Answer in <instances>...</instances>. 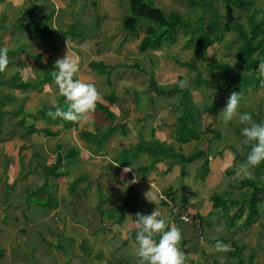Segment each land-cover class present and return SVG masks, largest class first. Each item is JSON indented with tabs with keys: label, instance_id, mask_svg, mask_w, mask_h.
I'll use <instances>...</instances> for the list:
<instances>
[{
	"label": "rangeland",
	"instance_id": "374dc122",
	"mask_svg": "<svg viewBox=\"0 0 264 264\" xmlns=\"http://www.w3.org/2000/svg\"><path fill=\"white\" fill-rule=\"evenodd\" d=\"M50 2L51 4H49ZM252 2L257 9L259 8L261 12H264V0H252ZM212 3L220 16L223 17L224 12L221 2L213 0ZM33 4H35L34 9ZM152 5L153 7H157L158 9H160L165 14L169 11H177L179 15L184 17V22L189 23L192 27L198 25L200 18L203 15L202 9L191 7L185 0H152ZM32 10L33 13H41L43 17H45L49 12H52V16L47 21V23L50 27L55 28L56 30L58 28L66 30L67 25L75 23L77 25L76 30H79V34H81L79 36L81 39L86 37V32H93L94 29H98L96 32L97 34H94V36L90 38L89 42H81L82 44H76L75 42H70L67 39L62 38L61 35L59 33H56L55 31L51 32V34H53L51 38H49L47 35L40 36L38 34H33L30 32V34H27L28 31L26 33H21L22 31L13 30V28L3 29L2 31V27H9L14 23V18L17 17L16 14H21V12L23 11ZM126 11V0H0V14H3V19L0 20V25L2 26L0 28V48L6 47L9 52H12L17 46L23 44L24 49L27 50L26 54L33 53L34 55H36L34 58H31L22 51L15 52L12 56L7 53L9 64L6 70L0 73V111L2 112L0 117V136L3 135V138L0 139V213H3L2 217H4V211L5 214H7L5 221H9L8 219H10V217H15L18 218L16 220V223L19 222L21 224L20 227H17L14 226L10 221V225H0V248H2L4 251L3 256L0 257V264H39V262L41 261L46 264L47 260L50 262V264H60L53 254L46 253L48 249L47 247L45 248V245L43 246L42 242H40L38 232L40 234L42 233L41 231H39V228L36 225L34 227H30L31 225L27 226L28 224L23 225V222H21V220L19 219V212L21 210L24 211L25 208L23 207L22 201L27 204L28 212L30 208L33 207L34 212L32 211L31 213L32 219H34L38 215H42L43 212L48 209V207L42 208L41 206L37 207L36 205V203L42 204L43 202H47V199L42 196L47 195V190H50L51 183L53 184V182H51L49 178H46V172L48 170L44 167H46L47 165H41L38 163V165L41 166L37 170L41 171L42 173L40 175L38 174V178L36 175L34 180L35 183H39V185L42 186L40 189L34 187L30 190L29 188L25 187L23 189L24 194L17 193V195L14 196V194L16 193L14 192L15 190L12 187L15 188L20 181L17 180V178L9 177L11 173L6 171V167L4 164L5 158L4 155L2 156V153L5 152V146L3 147V142L1 141L2 139L7 140V138H10L11 140L16 141L17 144H28L18 137L11 138L8 137L9 134H3L4 132L8 133V129H10V127L16 122L17 117L12 115V113L17 110L18 105L22 104L21 110L25 111L23 112V115L26 114L24 116L25 123L23 124V127H27L29 124H34V126L38 128L39 126L43 125V122H33L27 114L34 113L43 105L52 106L53 104H57V99L60 94L58 91V86L54 82L53 76L50 80H48V82L43 83L34 90L26 89L25 91H18L14 89L13 84L15 81L12 82L9 79V76L14 74L15 71L18 70L17 77H19L21 80L33 83L38 81V78H42L44 76V73L49 72L52 70L51 68H54L53 66H51L50 68L46 66L47 59L57 60L63 58L65 57V52L70 54L69 57H78L80 71L77 76L74 77V79L79 78L85 83L93 84L97 88L100 94V100L97 103L108 106L115 117V121L122 117H124L125 120H128L130 117H138L139 115H133L134 113L132 112L133 110L139 109L140 111L143 110V112L148 114H151L152 112L158 113L154 118V124L161 121L166 123L162 119V117L170 118L168 110L171 109L172 106L174 108H177L179 106L183 109V117H181L182 123H191L192 120L190 116V108L193 107L192 100L188 97L187 100H181L180 103V97L178 94L179 92H174L176 93V96L175 94L167 91V88H172L173 84H176L174 86V89H180L176 80V77L178 75L182 76L181 80L186 79L188 81L186 86L188 89H193L195 87L198 90L197 92L201 93L203 104L202 106L198 104L201 109H204V106L206 108H215V110H217L219 105L224 104V101L227 103L229 99V93L231 94V92H236L233 88H224L226 85H223L221 90L217 93H214L213 84L211 85L210 83H204V85L196 87L197 85H199L201 76L203 78L211 75L215 76L216 71L208 72L206 71V68L211 69V67L216 62L227 64L228 69L230 70L229 72H235L236 68L233 65V55L236 42L234 41L235 33L232 30L222 33L219 43L213 45L212 49L214 50V52L212 53L214 54H207L206 60L204 61L201 60L199 57L200 55L196 54V52L194 51L195 45L193 43L185 46L186 40L188 39L189 35L185 34L184 32L182 33L183 30H181L180 28L178 29L177 36L175 37V40L173 42L163 41L162 45H160L159 48L147 49L144 52L140 53L138 51V45L140 43V39L144 36L143 31H145V29L142 28L144 22H141L138 25L139 30L136 32L135 36L126 34L124 32L120 33L121 18L128 15ZM33 13L32 16L34 17L32 21L34 20L33 23H38L35 20V16L39 15H33ZM260 13H258V16H260ZM32 16L27 17V24L32 23L31 20H28L31 19ZM240 21H242L241 23L245 27V20L242 19ZM205 23H207V21H205ZM147 25L151 28V31L149 32L150 35H153L154 32L160 31V29L156 27L157 25L155 26V24H153V26H151L150 24ZM81 30H83V32ZM68 38L70 39V37ZM101 40H106L107 45L104 47H100V45H98V42ZM119 40H123V44H120L121 42H119ZM72 41H74V39H72ZM225 45L227 47H225ZM97 48L99 49V51H96ZM63 51L65 52L63 53ZM93 57H101L103 63L115 65L117 67L113 69L107 77H99L94 75L93 73L82 74L81 70L86 67V63L89 62ZM173 58H176L179 61L188 62L191 64V67H189L188 65H186V67H178L174 64V62L177 60H174ZM87 71L89 70L87 69ZM197 71L201 75L199 76V79L198 77L195 78ZM228 82H230V79L227 80V83ZM150 83L154 84V89L149 88ZM263 85L264 84L261 83L260 87L257 90H251L250 88H248L241 96L240 107L238 109L239 114H241L242 109L247 110L248 112L246 113L248 114H253L250 115L252 117V120L255 122L264 121ZM155 86L157 89L155 88ZM163 88H165V93L160 92L163 91ZM110 92H113L117 99L113 104L108 105L106 100L101 98V96L107 95ZM214 94L216 95L214 96ZM220 96L222 97L221 99ZM25 97L26 100L22 101V99ZM127 112L130 113L126 114ZM218 112H220V109L218 110ZM216 114L219 115V113H213L212 115ZM217 115L214 117L217 118ZM254 115L256 116L255 118ZM171 120L172 119H170V121ZM176 121L178 122V119ZM220 122L223 123L221 115ZM86 123H93L97 128H99V130H101L108 125L109 121L103 116L102 112L95 111ZM239 124V120L238 118H236L233 121L229 122L227 125H225L224 123L222 125V127H227L232 131L228 132L224 130V134H220L217 128L214 126L211 134L212 136H215L216 132L219 134L220 144H231L232 147H230V151L232 164L234 165V173L237 167L240 165L237 157L241 159L244 154L247 157V153L250 150V145L241 144L244 137L240 133L241 131L239 132L238 130ZM201 126L202 125H198V127ZM118 132H122V130ZM131 132L132 135L130 136H133V138H130L128 136L127 142L133 145L137 142V136H134V131ZM225 135L228 136L226 142H224L226 140V137H223ZM119 136L120 135H118L117 133V136L113 135V137L111 136L108 138L107 142H109V146L106 147L107 150L110 147H117L118 141H116V139H119ZM238 138H241V141H239ZM202 139L206 138H200V140ZM236 141H238L237 146ZM58 142H60V144L65 147H72L74 144L76 149H82L81 142L78 140L76 134L60 137ZM201 143L203 142L199 141V144ZM238 146L240 147L239 150L236 149L238 148ZM37 149L39 150L40 147H38ZM110 153H112V150L109 152V154ZM19 154L22 153L20 152ZM80 154L81 156H83L85 153ZM121 154L122 153L119 152V155ZM147 157L148 158L146 165L150 168H152L153 165L161 159L159 155H154L151 153L147 154ZM26 160L27 157L22 159L23 170H25L26 168ZM15 161L16 158L13 157L11 159V169L13 170L14 167L17 168V166H19V164L17 165L18 162L16 163ZM40 162L42 161L40 160ZM243 163L245 162H242V164ZM34 166L35 165H33L32 167ZM48 167H50V165ZM263 168L264 162H262L259 166L251 169V178L237 176V179L235 178L234 180H232L233 182H231V179L229 180L231 184L233 183V187L231 189L234 190V193L235 189H238V186H242L244 183L249 184L247 187L250 188L244 187L246 192V196L244 198L242 197V194L240 196H236L233 194V192H224L222 194L216 193L214 190L216 194H213L214 197L210 202L207 201L205 206V209H207L204 210L206 211V218L210 222H214L215 220H217V216L220 215V213L222 214L223 212V214H225L224 208H229V210H227L226 218L220 223V227L222 226L223 230L219 232V234L217 232V237L215 238H218V236L223 237L226 240V242H224L225 244L234 243L236 246H243L241 252L237 255L236 258L228 257L227 253H217L212 247L214 244L210 245L209 243H207L205 238L204 241H201L200 246V249L204 250H201L203 252V255L201 256L199 254L200 256H198L197 254L195 264H239V259L242 261V264H245L250 254H252L251 260L253 263L264 264V207L262 205V202L255 205L259 213L251 220L252 223L249 225H244V220L247 217V213L250 211L248 206L245 207L248 202L247 195L251 197V192L254 189L253 187H261L264 194ZM82 169H85L84 163H82ZM43 170H45L46 172L43 173ZM149 170L150 169L144 167L140 170V172L142 174H146L144 173V171L147 172ZM95 172H97V174ZM92 173H82V177L84 176L86 180L89 181V183H91L93 186V189H91L92 197L96 199L95 195H97V197H99V200L103 201V198L105 196H108L107 198L111 199L110 202H114L115 204H117V206H120V209H123V207L126 206L129 200L131 201L130 207L134 206L135 209L138 207L139 199L136 198V190L131 191L126 186L121 187L119 190L114 186L116 185V182L113 180L114 176H112L110 179L104 177L108 175L107 173L103 174L99 171H93ZM156 176L157 178H159V174H156ZM217 176L218 180L214 179L213 183L221 184L223 179L219 173H217L215 178H217ZM248 180H251V183L253 180L255 183L250 184ZM21 183L23 182L21 181ZM170 186L172 187V190L177 191L176 193H178V191L180 190V184L177 180H173L170 183ZM160 187L162 189H169V183L165 186ZM66 188L68 189L66 192H69L67 196L71 198L70 189H72V186L68 184ZM74 188H76V186H74ZM225 188L227 187L225 186ZM8 191H10V193H7ZM219 191L223 192V190L221 189ZM242 191L244 190L242 189ZM166 195L167 193L165 194V197H170ZM242 198L244 199L242 213L240 212L238 217L234 218L233 214L239 211L237 208L242 206L240 205V201L242 200ZM261 198L262 200H264V195L261 196ZM164 199L166 200L167 198ZM229 200L237 201V203H233L234 206H237V208H232L233 204ZM57 201L58 199L54 198L53 202L56 203ZM159 202L161 205L162 201H160V199ZM69 206L73 207V205ZM99 206L100 205H98L97 207ZM7 208L9 209L6 210ZM35 209H39L41 211L35 212ZM106 213L109 215L108 212ZM24 214L25 212H21V215ZM114 214L117 215V213H113V215ZM72 216H74V212H72ZM57 217L59 218L58 215ZM202 219H204V217H202ZM73 221L81 225V218L75 216V218H73ZM61 222L63 223V220H61ZM223 223L227 226L224 227ZM100 227L101 225L97 227L96 233H99ZM19 229L24 230L22 234L17 231ZM27 231H29L30 236L28 238V242L25 245L28 246L30 244V252L34 251V253H27V250L23 249L24 252L21 255L16 256V253H14L15 250L24 247V243L26 242L25 240L27 237ZM204 237L207 236L204 235ZM201 239V236H199V240ZM72 240L73 238L69 240V242H67V238L62 235L61 241L58 242L59 245L64 242V249H60L59 252L61 257H67L65 259H61V262H64L63 264H72L73 262L74 254L73 252H71ZM99 240L100 239L98 235H95L94 239L90 238L92 244L100 243ZM55 249H57V247H55ZM39 252L41 255H46L47 260L45 259V257H42V259L41 257H37ZM212 252H214L215 254H213ZM118 255L119 257L122 256L126 258L125 261L120 262L121 264H133L132 260L134 261V264H138L139 258L136 255V251L133 250L130 246L127 247L125 253H122L120 251L118 252ZM35 259H37L39 262H36ZM92 264L98 263L93 261ZM105 264L115 263L107 260Z\"/></svg>",
	"mask_w": 264,
	"mask_h": 264
},
{
	"label": "crops",
	"instance_id": "0c3cea01",
	"mask_svg": "<svg viewBox=\"0 0 264 264\" xmlns=\"http://www.w3.org/2000/svg\"><path fill=\"white\" fill-rule=\"evenodd\" d=\"M49 4H51V2ZM0 15H2V13ZM17 15L18 14H16V16ZM33 17L34 16H32V18ZM2 19L3 18H0V20ZM26 20L27 18L21 19V23L26 24ZM109 66H112L113 69L117 67L115 65ZM197 91L195 87L189 89L190 99L193 103V107L190 108L192 121L189 124L178 123L176 121L177 119L180 120L183 109L179 106L177 108L172 106L171 109L168 110L170 118L162 117L166 123L161 121L154 124V118L158 113L152 112L148 114L138 109L132 112L134 113L133 115H139L138 117H130L128 120H125L124 117L119 118L117 124H114L111 129L108 128L109 123L101 130L93 123L86 122L76 123L74 125L75 127H71L68 130L49 125L48 127L51 130L60 129L61 131L55 137L46 138L41 131V129L46 126V123L40 120L43 122V125L37 128L33 124L34 128L38 131L30 136H23L18 127L10 128L8 129V133H3L4 135L9 134L8 137L11 138H20L23 136L20 139L28 143L17 144L16 141L10 138L1 140L3 142V147L5 146V152L2 153V156L4 155L5 158L4 164L6 171L12 174H10L9 177L17 178V180L20 181L15 188L12 187L16 193H13L14 196L17 195V193H23L25 187L30 190L34 187L40 189L42 186H40L39 183H35L34 179L36 175L38 178L42 173L37 169L42 164L47 165L44 168H47L48 171L46 172L43 170V173H47L46 178H49L53 184L51 183L50 190H47V195L42 196L47 199V202H43L45 204L36 203V205L42 208L48 207V209L44 211L42 215H38L32 219L31 213L32 211L34 212L33 207H31L28 212L27 204L22 201L23 207L25 208L24 211L21 210L19 212V219L23 222V225L28 224L27 226L31 225L30 227L36 225L39 228V231L43 234L38 232L40 242L43 243V246L45 245V248L47 247V254H53L60 264L64 263L61 262V259L67 257L65 256L63 258L59 254L60 249H64V242H62L61 245L58 243L61 241L63 235L67 238V242L73 238L71 252H73L74 256L72 264H92L93 261L98 264H105L107 260L115 264H121L120 262L125 261L126 258L122 256L119 257L118 252L121 251L125 253L129 246L135 251H137L138 248L135 241L136 227L134 223L137 213L147 215L156 207L159 210H163L169 220V211L164 205V202L160 205V197L169 199L168 205L173 204L174 207L179 208L181 212H186L191 217H194L193 221L190 223H183L180 221L177 226L182 232L180 249L184 253L185 264H195L197 254L198 256L203 255L201 251L203 249H200V246L201 241H204L205 238L210 245L215 243L214 238L217 237L216 228L220 227L221 221H223L227 215H224L222 212V214L220 213V215L217 216V220L214 222L208 221L206 218V211H204L207 210L205 209L207 201L210 202L212 200L215 192L222 194L224 192H233L236 196L242 194L243 198L246 196V192L245 188L240 186H238V189H235V193L234 190L231 189L233 183L231 184L229 180L231 179V182H233L232 180L235 178L237 179L236 173L238 170L237 167L235 173L233 172L234 165L232 164L231 158V144H220V138L217 132L216 135L214 134L215 136L211 135L214 126L220 134H224V130L228 132L232 131L227 127H222L223 123L220 122V112L226 106V102L224 101L223 105H219L217 110L204 106V109H201L200 106L203 104L202 95ZM221 98L220 96V99ZM198 104H200V106H198ZM219 109L220 112H218ZM129 113L127 112L126 114ZM213 113H219V115L216 114L217 118L214 117L216 115H212ZM170 119L172 120L170 121ZM198 125L202 126L198 127ZM242 127H244V125L239 124V132ZM120 130H122V132H118ZM131 131H134V136H137V142L133 145L127 142L128 136L133 138V136H130L132 135ZM80 133H82L83 137L79 136ZM117 133L120 135L119 139H116V141H118L117 147H110L107 150L106 147L109 146V142H107L108 138L111 136L113 137V135L117 136ZM75 134L81 142V150L76 149L74 144L72 147H65L58 142L60 137ZM181 134L188 137L191 136V138L183 142L179 139ZM2 136L3 135L0 136V139L3 138ZM202 137L206 139L200 140ZM223 137H226L224 141L226 142L228 136L225 135ZM238 139L241 141V138ZM139 141L143 142V144L141 148L138 149L137 143ZM199 141L203 143L199 144ZM237 143L238 141H236V146ZM241 144L243 143L241 142ZM38 147H40L39 150L37 149ZM70 148L74 149L75 153L72 158L66 159V151ZM152 148H157V155H159L161 159L150 168L146 165V162L148 158L147 154H149V150ZM236 149L239 150L240 147L238 146ZM111 150L112 153L109 154ZM20 152L22 154H19ZM119 152H126V155L122 157L119 155ZM80 153L85 154L81 156ZM59 156L61 157L59 160L60 164L57 165L55 169H52V167L57 164V158ZM13 157L16 158L15 162H18L17 165L19 164L17 168L14 167V170L11 169V159ZM25 157H27L25 162L26 168L23 170L22 159ZM39 159L42 162H40ZM237 159L239 163L242 164V162L246 161V155L244 154L241 159L237 157ZM38 163L41 165H38ZM82 163L85 164L84 170L82 169ZM33 165L35 166L32 167ZM49 165L50 167H48ZM144 167L150 169L147 172L144 171L146 174L140 172ZM93 171H99L103 174L107 173L108 175L104 177L110 179L114 176L113 180L116 182L114 186L119 190L123 186L128 187L131 191L136 190V198L139 199L138 207L136 209L134 206L130 207L131 201L129 200L126 206H124L123 214L117 216L120 206H117L114 202H110L111 199H108V196H105L103 201H100L97 195H95L96 199L92 197L91 189H93V186L84 176L82 177V173H92ZM95 173L97 174V172ZM217 173H219L223 179L221 184L213 183L214 179L218 180V176L215 178ZM156 174H159V178H157ZM173 180H177L180 184L178 193L172 190L170 186ZM21 181L23 183H21ZM168 183L169 189H162L160 187ZM68 184L72 186V189H70L71 198L67 196L69 192H66L68 190L66 188ZM74 186H76V188H74ZM225 186L227 188H225ZM220 189L223 190V192L219 191ZM242 189L244 191H242ZM148 192L149 199L153 194L157 196L155 204L149 202L146 198V193ZM7 193H10V191ZM166 193V196H170L169 198L165 197ZM54 198L58 199L56 203L53 202ZM243 198L240 201L241 204L244 200ZM161 200L162 199H160V201ZM230 202L232 204L237 203L235 200ZM69 205H73V207ZM98 205L100 206L97 207ZM233 207L237 208L234 204L232 208ZM8 209L9 208L6 210ZM237 209L239 210V208ZM227 210H229V208ZM39 211L41 210L35 209V212ZM21 212H25V214L21 215ZM72 212H74V216H72ZM106 212H108L109 215ZM113 213H117V215H113ZM2 214L3 213H0V225H10L9 222L11 221L14 226H21L19 222L16 223L18 218L10 217V219H8L9 221H5L7 214H5V211L4 217H2ZM75 216L81 218V225L73 221ZM196 216H198V218L195 219ZM202 217H204V219H202ZM61 220H63V223ZM169 223L171 224L170 220ZM100 225L99 233H96L97 227ZM225 226L227 225L224 224V227ZM17 231L22 234L24 230L19 229ZM95 235H98L100 243L92 244L90 238L94 239ZM204 235L207 237H204ZM29 236V231H27L26 242L24 241L25 248L21 247L15 250L14 253H16V256L21 255L24 252L23 249H26L27 253L30 252V244L28 246L25 245L28 242ZM199 236H201V240H199ZM156 239L158 241L159 237H156ZM216 239L224 238L218 236ZM55 247H57V249H55ZM0 250V257H2L4 251L2 248H0ZM30 253H34V251ZM212 253L215 254L214 252ZM37 257H41V259L45 257L47 260L46 255H41L40 252ZM35 261L39 262L37 259H35ZM132 262L134 264L133 260ZM39 264L45 263L41 261ZM46 264H50V262L47 260Z\"/></svg>",
	"mask_w": 264,
	"mask_h": 264
},
{
	"label": "trees",
	"instance_id": "16d2710c",
	"mask_svg": "<svg viewBox=\"0 0 264 264\" xmlns=\"http://www.w3.org/2000/svg\"><path fill=\"white\" fill-rule=\"evenodd\" d=\"M191 7H196L198 9H202V17L200 18V21L197 26L192 27L189 23L184 22V17L179 15V13L176 11H169L166 14L163 13L160 9L157 7H153L152 0H126V8L128 15L121 18V29L120 33L124 32L126 34H130L132 36L136 35V32L139 30V24L141 22H144L142 28L145 29L143 31V37L140 39V43L138 45V51L140 53L144 52L147 49H154L159 48L160 45H162L163 41H169L173 42L175 40V37L177 36V31L180 28L182 33L188 34L189 37L186 40L185 46L194 44L195 49L194 51L196 54L200 55L201 60H206V55L214 52L213 45L218 44L221 35L224 32L233 31L235 33L234 41L236 42L235 50H234V60L233 65L236 68L234 73H230L228 69V65L224 64L222 62H216L211 67V69L206 68V71L212 72L216 71L215 76H208L206 78H203L200 73L197 71L195 78L201 76V79L199 80V85L196 87H200L201 85L205 84H213V90L214 93H217L221 90L223 85H226L224 88H233L237 93L242 94L245 93V91L250 88L251 90H257L262 80H264L263 77L259 76L258 72V65L261 62H264V12L258 8H256L252 2V0H217L221 2V5L223 7V17L220 16V14L217 12V10L214 8L212 1L213 0H185ZM48 4V3H47ZM35 8V4H33V9ZM31 12V13H30ZM261 12V13H260ZM32 11H23L21 14H18L17 17L14 20V23L9 26L10 28H13L14 30L22 31L21 33L27 34L33 33L38 34L40 36L47 35L49 38L53 36L51 34L52 31H55L56 33H59L62 38L67 39L70 42H75L76 44L83 43V42H89L90 38L94 36V34H97V30L94 29L93 32H86L83 39H81L79 36V30H76V24H69L66 26V30L58 28L57 30L55 28H52L49 26L47 21L51 18L52 12H49L45 17L39 14V12H35L34 14H38L39 16H35V20L38 23H28L26 20V24L21 23V19L27 18L32 16ZM258 13H260L258 16ZM0 18H3V14L0 15ZM245 20V27L242 25V20ZM145 20V21H144ZM148 21V22H147ZM207 21V23H205ZM150 24L153 26L155 24L156 27L160 29L158 32H154L153 35H150L151 28L147 25ZM2 26H0L1 28ZM7 29V27H2L3 29ZM74 29V30H73ZM76 31V33H75ZM83 32V30H81ZM30 32V33H29ZM89 34V35H88ZM152 34V33H151ZM91 35V36H90ZM70 37V39L68 38ZM76 38V39H75ZM74 39V41H72ZM173 39V40H172ZM172 40V41H171ZM123 40H119L121 42L120 44H123ZM81 43V44H82ZM232 43V42H231ZM98 45L100 47L106 46V40H101L98 42ZM225 47H227L225 45ZM22 51L27 52V50L24 49V45L17 46L15 50L12 52H8L10 56H12L15 52ZM96 51H99L97 48ZM65 51H63L64 53ZM70 56L68 53H64L66 56ZM28 57L34 58L36 55L33 53L26 54ZM210 56V55H209ZM213 56V55H211ZM175 57V56H174ZM174 60H177L174 62V64L178 67H186L188 65L191 67V64L185 61H179L176 58H173ZM56 60L47 59L46 66L50 68L51 66L54 67V63ZM211 65V64H208ZM52 70L49 72L44 73V76L42 78H38L36 82L30 83L24 80H21L19 77H17L18 70L14 72L11 76H9V79L14 82V89L18 91H25L28 90H34L38 86L42 85L43 83L48 82V80L51 79L53 71H55L54 68H51ZM87 69L89 71H87ZM113 70L112 66L107 65L106 63H103L101 60V57H93L89 62L86 63V67L81 70L82 74L87 73H93L96 76L99 77H107L110 72ZM242 71V72H241ZM49 73V74H48ZM48 74V75H47ZM223 78V79H220ZM182 76L178 75L176 77V80H181ZM230 79V82L227 83V80ZM222 80V81H220ZM225 83V84H224ZM264 84V83H263ZM176 84H173L172 88H167L168 92L176 94L174 92H179L180 97V103L181 100H187V98H190L189 95V89L187 87L180 88V89H174V86ZM264 86V85H263ZM207 87V86H206ZM149 88L154 89V84H149ZM156 88V86H155ZM157 89V88H156ZM155 89V90H156ZM171 89V90H169ZM165 93V88H163V91H160ZM232 93V92H231ZM230 94V93H229ZM228 94V96H230ZM216 94H214L215 96ZM101 98L105 99L108 105L113 104L116 101V96L113 92H110L107 95L101 96ZM26 99L23 98L22 101ZM58 106L66 109L67 104L65 102V98L63 96H58L57 104ZM182 105V104H181ZM22 104L17 106V110L12 113L15 117H17L16 122L14 125H12L10 128L18 127L20 132L23 136H30L33 133H37L38 130H36L33 126V124H29L27 127H23V124L25 123L23 112L21 110ZM55 111V109L52 106L43 105L40 109L36 110L34 113H28V117L32 119V121H43L46 123V126L41 129L43 135L46 138H52L55 137L61 130L55 129L51 130L48 126H57L61 127L63 130H68L71 127H75L74 125L76 123L64 121L60 118H57L53 120L47 115L48 111ZM95 111H100L103 113V116L109 121V129H111L114 124H117V121H115V117L111 110L108 108V106H104L102 104L96 105ZM243 112V113H242ZM241 114H244L248 112L247 110L242 109ZM2 112L0 111V117ZM251 114V113H250ZM253 115V114H251ZM183 117V115H181ZM180 117V120H178V123H182V118ZM256 116L254 115V118ZM119 124V123H118ZM0 126H1V120H0ZM1 132V130H0ZM183 133V132H182ZM21 136L20 138H22ZM80 137H83L82 133L79 135ZM191 136H186L181 134L179 136V139H181L183 142L185 140H189ZM143 142L139 141L137 143L138 149L141 148ZM157 148H152L149 150V153L157 155ZM75 150L70 148L66 151L65 158L70 159L74 155ZM126 155V152H122L121 156L124 157ZM60 156L57 158V164L52 167V169H55L57 165H59ZM264 170V168H263ZM250 184L255 183L252 180H248ZM243 182V181H242ZM249 184L244 183L240 187H247ZM252 187V186H251ZM250 188V187H247ZM253 191L251 192L252 195L248 198V202L245 207H249L250 211L247 213V217L244 220V225H249L252 223V219L258 215V210L256 209L255 205L262 202V205L264 207V200H262L261 196H263V189L261 187H253ZM164 202V205L169 208V220L171 224H174L175 226H178L179 222V214H181V210L177 207H174V205H169L167 200H161ZM243 202L242 206L239 207V211L235 212L233 214L234 218L238 217L239 213H242L243 209ZM171 208V209H170ZM124 209V207H123ZM123 209L118 210V215L121 216L123 214ZM183 210V207H182ZM184 211V210H183ZM225 214L227 215V208H224ZM232 216V217H233ZM120 218V217H119ZM191 221H193L194 217H191ZM198 218V216L195 217V219ZM121 220V219H120ZM119 220V221H120ZM198 220V219H197ZM199 221V220H198ZM185 223V222H183ZM223 243L226 242L225 239H219ZM232 250L227 252L228 257H237V255L241 252L243 249V246H236L234 243H231ZM1 252V250H0ZM252 254L248 257V260L245 262V264H257L252 262ZM239 264H242V261L239 259Z\"/></svg>",
	"mask_w": 264,
	"mask_h": 264
},
{
	"label": "clouds",
	"instance_id": "9594fccd",
	"mask_svg": "<svg viewBox=\"0 0 264 264\" xmlns=\"http://www.w3.org/2000/svg\"><path fill=\"white\" fill-rule=\"evenodd\" d=\"M8 49L0 48V73L4 72L9 64ZM52 76L58 91L65 98L67 108L64 109L56 104L52 107L55 111H48L47 115L53 120L60 118L73 123H85L95 112L100 94L97 88L91 83H85L79 78H75L80 71L78 57H65L57 59L54 63ZM258 72L260 77H264V62L259 63ZM188 81L178 80L180 88L187 86ZM264 83V80H262ZM241 95L232 92L224 109L220 112L221 119L225 125L238 118L239 123L244 125L241 134L244 137L242 143L250 145L246 161L238 166L237 176L251 178V169L264 162V121L255 122L248 113L239 114ZM146 193V198L151 203H156L157 196ZM163 199V197H160ZM136 227L135 241L138 245L136 255L139 258L138 264H185L184 253L180 249L182 240L181 229L170 224L163 210L155 209L147 215L136 214L134 221ZM222 226L217 227L219 233ZM156 237H159L158 241ZM215 239L212 246L217 253H227L231 251V245L225 244L219 239Z\"/></svg>",
	"mask_w": 264,
	"mask_h": 264
},
{
	"label": "built area",
	"instance_id": "2783aa9c",
	"mask_svg": "<svg viewBox=\"0 0 264 264\" xmlns=\"http://www.w3.org/2000/svg\"><path fill=\"white\" fill-rule=\"evenodd\" d=\"M163 200L165 201V199L163 198ZM191 216L188 215L186 212H181V214H179V220H181L182 222L185 223H190L191 222ZM197 224V222H196Z\"/></svg>",
	"mask_w": 264,
	"mask_h": 264
}]
</instances>
